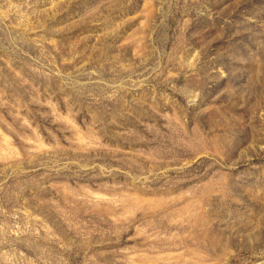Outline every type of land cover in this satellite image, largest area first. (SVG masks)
<instances>
[{"label":"rangeland","instance_id":"1","mask_svg":"<svg viewBox=\"0 0 264 264\" xmlns=\"http://www.w3.org/2000/svg\"><path fill=\"white\" fill-rule=\"evenodd\" d=\"M0 264H264V0H0Z\"/></svg>","mask_w":264,"mask_h":264}]
</instances>
